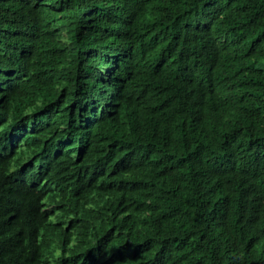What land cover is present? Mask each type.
I'll list each match as a JSON object with an SVG mask.
<instances>
[{
  "label": "trees",
  "instance_id": "1",
  "mask_svg": "<svg viewBox=\"0 0 264 264\" xmlns=\"http://www.w3.org/2000/svg\"><path fill=\"white\" fill-rule=\"evenodd\" d=\"M0 264H264V0H0Z\"/></svg>",
  "mask_w": 264,
  "mask_h": 264
},
{
  "label": "bare ground",
  "instance_id": "2",
  "mask_svg": "<svg viewBox=\"0 0 264 264\" xmlns=\"http://www.w3.org/2000/svg\"><path fill=\"white\" fill-rule=\"evenodd\" d=\"M85 167V166H84ZM89 171V170H88ZM84 172V171H83ZM77 174V173H76ZM76 179V178H75ZM73 185V184H72ZM88 197V196H87Z\"/></svg>",
  "mask_w": 264,
  "mask_h": 264
}]
</instances>
